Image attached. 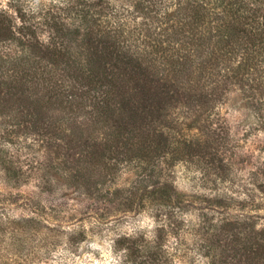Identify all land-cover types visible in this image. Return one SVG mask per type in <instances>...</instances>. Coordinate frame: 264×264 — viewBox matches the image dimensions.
Listing matches in <instances>:
<instances>
[{
  "label": "rangeland",
  "instance_id": "374dc122",
  "mask_svg": "<svg viewBox=\"0 0 264 264\" xmlns=\"http://www.w3.org/2000/svg\"><path fill=\"white\" fill-rule=\"evenodd\" d=\"M8 1L0 0V10L8 8ZM60 1H26L27 17L41 26L45 42L53 40L54 27L45 23L53 16L64 20L59 24L62 30L78 25L68 20ZM123 2L129 7L132 0ZM41 6L42 12L38 10ZM9 7L13 20L19 23L16 10ZM148 26L141 27L145 31ZM79 27L82 34L85 29ZM156 27L154 23L152 31ZM191 29H187L190 37L183 42L175 41L179 36L174 39L170 29L161 35L162 40L167 39L163 48L169 51L165 58L156 57L158 70L161 74L166 67V87L172 85L179 92L171 102L176 107L168 110L165 131H160L164 138L158 142V159L108 160L104 170L92 172L94 176L74 177L72 172L76 174L84 165L75 164L68 172L71 156H65L66 140L61 138L60 123L49 135H32L10 126L0 116V212L36 217L46 232L59 233L56 248L32 264H119L124 256L126 264L260 261L256 249L264 244L263 54L257 59L250 57L254 69L247 75L236 81L223 80L216 90L208 86L204 75L195 93L185 83L187 72L180 64L183 54L199 66L212 51H233V44L227 45V33L199 28L192 34ZM79 34L57 32L55 43L62 42L60 36L65 40L76 36L77 40ZM203 39L209 42L196 49ZM146 40L138 35V46L143 48ZM244 41L241 39L238 51H234L238 61L250 54ZM206 93L207 98L203 97ZM181 94L184 97L179 100ZM196 98L208 99L214 105L209 119L201 125L193 123L192 116L201 102L193 101ZM209 122L214 131L205 127ZM212 131L215 135L206 151L196 146L189 151L182 143L186 138V144H192L195 136L207 137ZM219 134L223 136L221 147L213 146ZM172 136L181 143L165 141Z\"/></svg>",
  "mask_w": 264,
  "mask_h": 264
},
{
  "label": "trees",
  "instance_id": "16d2710c",
  "mask_svg": "<svg viewBox=\"0 0 264 264\" xmlns=\"http://www.w3.org/2000/svg\"><path fill=\"white\" fill-rule=\"evenodd\" d=\"M26 1H8L19 23L13 20L9 6L0 10V116L10 126L32 135H49L60 123L65 156H71L68 172L75 164L84 165L76 174L72 172L74 177L94 176L92 172L104 170L108 160L160 157L158 142L164 138L160 131L179 92L172 85L166 87V67L161 74L158 70L156 57H167L169 51L163 48L167 41L161 39L164 32L170 29L174 39L179 36L175 41L183 42L192 27V34L199 28L214 29L227 33V45L233 44V51H212L199 66L183 54L180 64L187 72L185 83L195 93L204 75L208 86L216 90L221 81H236L254 69L250 57L257 59L263 54L264 58V0H132L129 7L123 0H61L68 20L78 25L62 30L59 24L64 20L53 16L45 22L54 27L50 42L42 39L41 26L27 17ZM39 9L44 11L42 6ZM154 23L160 31H152ZM147 24L144 31L141 26ZM79 26L85 29L82 34ZM66 30L71 36L79 34L78 39L60 36L62 42L55 43L57 32L66 35ZM138 35L147 39L143 48L137 44ZM243 38L250 54L238 61L234 51ZM204 42L209 41L201 40L196 49ZM173 67L174 63L169 69ZM183 97L181 94L179 100ZM200 101L192 116L195 125L206 122L214 107L208 99ZM57 109L60 112L56 114ZM210 124L205 127L213 130ZM213 131L207 137L195 136L192 144H186V138L182 143L189 151L195 146L206 151ZM222 140L219 134L213 146L221 147ZM165 141L181 143L177 136ZM149 175L153 177V173ZM57 234L46 232L36 217L0 212V264H32L44 258L58 245ZM256 250L260 261L251 264H264V244ZM127 260L124 256L119 264Z\"/></svg>",
  "mask_w": 264,
  "mask_h": 264
}]
</instances>
